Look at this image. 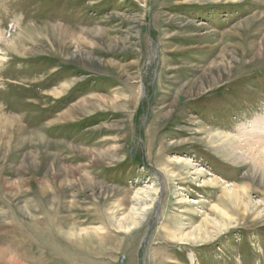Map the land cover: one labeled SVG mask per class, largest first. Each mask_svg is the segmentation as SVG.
<instances>
[{
    "label": "rangeland",
    "instance_id": "rangeland-1",
    "mask_svg": "<svg viewBox=\"0 0 264 264\" xmlns=\"http://www.w3.org/2000/svg\"><path fill=\"white\" fill-rule=\"evenodd\" d=\"M0 31V264H264V156L225 138L264 125V0H0Z\"/></svg>",
    "mask_w": 264,
    "mask_h": 264
},
{
    "label": "bare ground",
    "instance_id": "bare-ground-1",
    "mask_svg": "<svg viewBox=\"0 0 264 264\" xmlns=\"http://www.w3.org/2000/svg\"><path fill=\"white\" fill-rule=\"evenodd\" d=\"M3 40H4L3 33L0 31V42ZM260 123H258L256 126H254L250 130H247L245 127H242V129L239 131L238 135L235 137L234 136H232V137L225 136L226 143H228L229 145L234 144V142L236 143L234 146L232 145L233 147H232L231 151L234 152V150H252L255 147L257 153H258V151H260V152H262V154L264 156V125H261ZM254 137L257 139L255 140ZM228 151H229V149H228ZM257 153H255V154H257ZM254 160H256V163L260 164L261 167H264V157H261L260 155H259V157L255 156ZM227 191H228V193H231V194L236 192V191L230 190V189H227Z\"/></svg>",
    "mask_w": 264,
    "mask_h": 264
}]
</instances>
